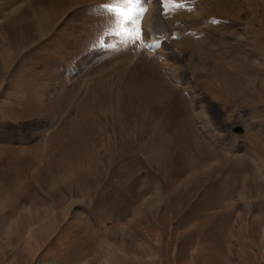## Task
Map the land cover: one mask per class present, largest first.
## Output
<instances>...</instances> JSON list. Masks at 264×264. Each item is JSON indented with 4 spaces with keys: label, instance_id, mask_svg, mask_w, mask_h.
Instances as JSON below:
<instances>
[{
    "label": "rangeland",
    "instance_id": "obj_1",
    "mask_svg": "<svg viewBox=\"0 0 264 264\" xmlns=\"http://www.w3.org/2000/svg\"><path fill=\"white\" fill-rule=\"evenodd\" d=\"M94 1L0 0V264H264V0Z\"/></svg>",
    "mask_w": 264,
    "mask_h": 264
},
{
    "label": "bare ground",
    "instance_id": "obj_2",
    "mask_svg": "<svg viewBox=\"0 0 264 264\" xmlns=\"http://www.w3.org/2000/svg\"><path fill=\"white\" fill-rule=\"evenodd\" d=\"M91 1V0H90ZM93 1V0H92ZM101 1V0H100ZM99 1V2H100ZM95 3L94 4H97V2H98V0H95L94 1ZM103 3V2H102ZM105 4H107V3H105ZM148 16H150V13L148 12V13H146V14H144L143 16H142V18L144 17V18H148ZM147 21V20H146ZM131 32V31H130ZM140 63V62H139ZM142 64V63H141ZM150 66V65H149ZM138 67H140V66H138ZM143 67V66H142ZM137 68V67H136ZM135 68V69H136ZM142 69V68H141ZM134 71V70H133ZM166 71H167V74H168V76L172 79V78H174L175 79V76H173V74L170 72V70H169V68L168 67H166ZM129 72V71H128ZM158 71L157 70H152V72H151V74L153 75L152 77L154 78V79H151V78H149V79H147V81L145 80V81H143V82H140L139 80H137L138 82H136L135 80H136V77L138 78V76L140 75H138L137 73H135V72H132V73H130V75L128 76V78H124V82L123 83H121V85L123 84V86L122 87H124V88H128V87H130L131 89H135V90H132L133 92H136V93H138V91H141V92H143L144 94H146L147 95V97H148V93H152L153 94V97H157V98H163V99H167V101H169L168 100V98H170L171 99V97L175 100V99H177V98H179V91H178V89L177 88H175V86L173 85V84H171V83H168L167 81L165 82L161 77H160V73H157ZM148 75V74H147ZM142 76V75H141ZM141 76H140V79H141ZM151 76V75H150ZM149 77V76H148ZM171 82V81H170ZM146 83V87H144V84ZM120 85V86H121ZM128 85H130V86H128ZM155 85V86H154ZM130 88H128V89H130ZM130 89V90H131ZM146 95H144V96H146ZM141 97H142V95H141ZM149 99H150V97H149ZM156 100V99H155ZM167 101H165V102H167ZM160 102H161V100H160ZM164 102V101H163ZM172 102V101H171ZM174 102V101H173ZM178 102V101H177ZM168 103V102H167ZM153 116V115H152ZM154 118V117H153ZM185 118V117H184ZM183 118V119H184ZM186 118H188V117H186ZM198 118V117H197ZM159 120V119H158ZM186 120H189V119H186ZM180 121V120H179ZM156 122V121H155ZM179 123V122H178ZM191 123V122H190ZM189 123V124H190ZM201 123H203V121L201 122ZM200 123V125H201V130H203L204 132L206 131L207 132V130L205 129L206 127H204V126H202V124ZM183 124V123H182ZM205 124V123H204ZM179 125V124H178ZM185 125V124H184ZM181 126V125H180ZM190 128H191V125L189 126ZM180 128V127H179ZM192 129V128H191ZM182 130H183V128H182ZM159 131H161V130H157L156 131V133H158L159 134ZM175 132H176V129L174 130ZM179 132V131H178ZM185 133H186V130L184 131ZM205 132V133H206ZM156 133H155V135H156ZM161 133V132H160ZM171 133H172V131H171ZM185 133H183V134H185ZM173 134V135H172ZM171 135H169L168 134V136H164L165 138H170L169 139V141H171V143L173 142V140L175 141L176 139H175V137L177 136L176 134H174V133H172ZM181 134V133H180ZM189 134V133H188ZM164 135V134H163ZM182 135V134H181ZM178 137V136H177ZM179 137H181V136H179ZM186 137V136H185ZM157 139H159V141H161L162 140V142H163V139L161 138V137H156ZM167 138V139H168ZM184 138V137H183ZM192 138V137H191ZM188 139V138H187ZM193 139H194V137H193ZM179 140H180V138H179ZM167 140H165V142H166ZM192 141V140H191ZM164 142V143H165ZM182 142V141H181ZM186 142V141H185ZM188 143V142H187ZM190 143V142H189ZM189 143H188V146H189ZM165 144H167V142L165 143ZM175 144H177V143H175ZM191 144V143H190ZM164 145V144H163ZM156 146V145H155ZM161 146L162 145H160V148H161ZM165 146H168V145H165ZM170 146V145H169ZM174 146V145H173ZM181 146V145H180ZM192 146V145H191ZM179 147V146H178ZM182 147V146H181ZM184 147V146H183ZM190 147V146H189ZM186 148H188V147H186ZM181 149V148H180ZM183 149V148H182ZM174 150H175V148H174ZM187 150V149H186ZM186 150H184V151H186ZM182 151V150H181ZM193 151H191V153H192ZM175 153H178V152H175L174 151V154ZM186 153H187V151H186ZM193 154V153H192ZM179 155V154H178ZM181 155H182V153H181ZM184 155V154H183ZM187 155V154H186ZM194 155H197L196 153L194 154ZM224 156H226V154H224ZM198 157H195V161H196V163L193 165V166H191V167H189V162H186V161H183L184 163H181V161H180V163H178V164H180L176 169H178V170H176V172L178 173V175H179V169H181V167H185L186 165H188L187 167H185L186 168V170L185 171H182V170H180V171H182L181 172V174L179 175L181 178L180 179H184L185 177H186V174L188 173V172H190V171H193L194 169L196 170V172L199 170V168H200V161H198V159H197ZM198 161V162H197ZM188 163V164H187ZM198 163V164H197ZM184 167L182 168V169H184ZM176 172H175V175H176ZM192 174H194L193 172H192ZM190 176V175H189ZM188 176V177H189ZM200 176V175H199ZM189 178H191V177H189ZM197 179V178H196ZM200 180V179H199ZM185 181V180H184ZM198 181V180H197ZM142 201V200H141ZM44 215V214H43Z\"/></svg>",
    "mask_w": 264,
    "mask_h": 264
},
{
    "label": "snow or ice",
    "instance_id": "obj_3",
    "mask_svg": "<svg viewBox=\"0 0 264 264\" xmlns=\"http://www.w3.org/2000/svg\"><path fill=\"white\" fill-rule=\"evenodd\" d=\"M151 0H109V3L101 5L102 8L107 9V11L112 16V23L115 25V30L110 29L109 31L104 33V36L100 38L101 45L105 47H112V45L105 44V37L115 36V37H123L124 34L121 33L118 29L122 26H126L127 28L136 31L139 33L137 36L131 37V44L133 47L137 45V43L141 40L149 46H162V42L159 45H148V30L143 26V21L141 17L146 14L145 7H138L141 5H147ZM158 4L161 5V8L166 3H181V0H156ZM113 5H125L128 7H113ZM163 15H167L166 12L162 13Z\"/></svg>",
    "mask_w": 264,
    "mask_h": 264
},
{
    "label": "water",
    "instance_id": "obj_4",
    "mask_svg": "<svg viewBox=\"0 0 264 264\" xmlns=\"http://www.w3.org/2000/svg\"><path fill=\"white\" fill-rule=\"evenodd\" d=\"M233 131H234V132H236V129H235V128H233Z\"/></svg>",
    "mask_w": 264,
    "mask_h": 264
}]
</instances>
